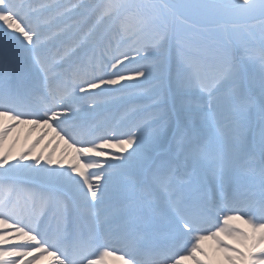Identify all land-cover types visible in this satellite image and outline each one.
<instances>
[{
    "label": "snow or ice",
    "instance_id": "6c2138e0",
    "mask_svg": "<svg viewBox=\"0 0 264 264\" xmlns=\"http://www.w3.org/2000/svg\"><path fill=\"white\" fill-rule=\"evenodd\" d=\"M109 258L264 264V0H0V264Z\"/></svg>",
    "mask_w": 264,
    "mask_h": 264
},
{
    "label": "bare ground",
    "instance_id": "6f19581e",
    "mask_svg": "<svg viewBox=\"0 0 264 264\" xmlns=\"http://www.w3.org/2000/svg\"><path fill=\"white\" fill-rule=\"evenodd\" d=\"M14 135H16V134H14ZM18 135H19V138H20V144H23L25 142V136H27V127L26 126H22L21 129L18 130ZM39 135H40L39 130L37 132H33L31 134V136L28 137L27 143L31 144ZM47 139L48 138H46L45 141H43L39 145V147L36 150L37 153H39L44 148V145L47 143ZM20 144L17 145L18 148H19ZM60 147L63 148L65 146L63 145V143H61ZM58 154L59 153H57V155ZM109 264H116V262H114L111 258H109Z\"/></svg>",
    "mask_w": 264,
    "mask_h": 264
}]
</instances>
